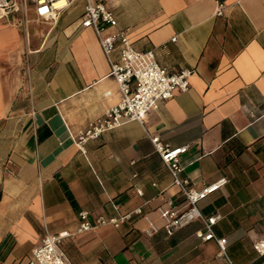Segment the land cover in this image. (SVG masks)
Listing matches in <instances>:
<instances>
[{"label":"crops","instance_id":"obj_1","mask_svg":"<svg viewBox=\"0 0 264 264\" xmlns=\"http://www.w3.org/2000/svg\"><path fill=\"white\" fill-rule=\"evenodd\" d=\"M106 1L137 50L194 71L190 89L82 153L75 138L122 99L95 32L81 27L85 0L46 28L20 24L21 8L0 20V264H27L47 234L75 233L81 211L94 220L140 206L118 228L67 238L72 264H227L197 236L200 221L167 235L158 208L182 200L150 136L189 146L181 177L192 187L227 180L199 206L223 216L214 229L235 264H264L253 249L264 235V0H224L223 16L218 0Z\"/></svg>","mask_w":264,"mask_h":264},{"label":"built area","instance_id":"obj_2","mask_svg":"<svg viewBox=\"0 0 264 264\" xmlns=\"http://www.w3.org/2000/svg\"><path fill=\"white\" fill-rule=\"evenodd\" d=\"M27 1L35 6L38 19L50 20L59 17L76 0ZM16 8H19L18 0H0V20L10 22L11 15ZM224 11V0H218L216 16H223ZM20 24L25 25L26 21L22 18ZM81 27L92 29L95 32L101 50L109 63L110 75L114 77L122 95L120 102L107 109L101 117L89 123L85 131L75 138L78 149L82 153H86V144L100 139L108 131L118 129L131 121L144 125L152 111L160 109L177 93H185L190 89V78L194 71L182 69L178 72H171L157 62L153 50H137L130 40L127 30L118 27L117 16L109 8L106 0H85ZM172 41H176V38H173ZM116 52L118 53L117 59L114 57ZM150 140L172 175L173 185L178 188L182 200L180 204L183 208L177 207L172 201H168L167 206L158 208L167 235L172 236L176 230L192 222L200 221L203 229L197 232V236L202 241L214 240L219 247L218 255L225 258L227 264H235L227 252L226 238L218 237L214 229L223 216L219 213L211 216L205 215L199 206L213 191L226 184L227 180L223 179L200 190L192 187L188 179L181 177L184 168L180 162V155L184 154L189 146L171 148L164 145L159 136H150ZM136 192L138 195H143V191L139 188L136 189ZM114 208L119 210L116 205ZM142 214L143 207L140 206L127 214H118L113 218L100 216L92 220L88 211H81L78 214L79 226L75 233L47 234L41 243L32 249L27 264H72L62 249V244L67 238L107 225L118 228L133 216ZM147 222L148 227L145 233L148 236H153L159 229L153 221L148 219ZM253 249L259 257L264 256V235L254 242Z\"/></svg>","mask_w":264,"mask_h":264},{"label":"rangeland","instance_id":"obj_3","mask_svg":"<svg viewBox=\"0 0 264 264\" xmlns=\"http://www.w3.org/2000/svg\"><path fill=\"white\" fill-rule=\"evenodd\" d=\"M20 4H21V13H22V18L26 21V23H28L29 21H34L36 20L35 22L36 23H39L38 25H41L42 27L46 28L47 24H44V22L46 21H42V20H39L38 18L35 19V17L33 16V14L31 13L30 9H31V6H30V3L26 0H18V6L20 8Z\"/></svg>","mask_w":264,"mask_h":264}]
</instances>
